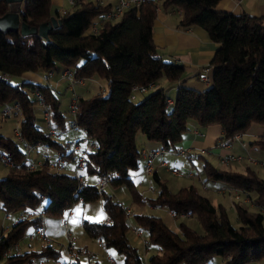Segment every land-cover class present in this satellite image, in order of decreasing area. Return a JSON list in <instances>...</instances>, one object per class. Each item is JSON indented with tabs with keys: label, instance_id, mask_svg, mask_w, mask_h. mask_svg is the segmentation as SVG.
<instances>
[{
	"label": "trees",
	"instance_id": "16d2710c",
	"mask_svg": "<svg viewBox=\"0 0 264 264\" xmlns=\"http://www.w3.org/2000/svg\"><path fill=\"white\" fill-rule=\"evenodd\" d=\"M218 1L142 0L128 6L118 17L102 20L93 30L92 23L111 8V2L76 0L73 9L54 12L52 0H24L20 15L30 26L51 22L52 16L60 21L51 26L46 38L39 31L23 33L21 29L0 28V102L21 103L20 132L24 137L21 140L0 132V146L15 161L6 174L0 175V204L8 212L21 213L6 232H0V264L35 261L38 254L58 257L62 251L51 243L41 250L5 251L18 243L30 225L39 224L38 210H45V220L55 217L59 221L80 198L89 201L99 197L109 219L84 218L83 225L107 248L123 253L122 264H206L215 254H222L225 264H245L264 257V178L251 165L245 171L216 166L199 153L204 157V181L220 179L252 196L257 209L241 200L235 203L239 226L233 224L225 206L215 204L194 184L174 190L157 178L159 191L148 198L137 188L132 175L141 166L142 149L137 139L140 131L166 149L179 150L192 121L200 125L219 123L223 129L220 137L244 132L253 123L264 125V19L219 9ZM159 3L181 7L182 26L199 24L219 43L210 62L211 84L198 89L181 83L170 104L166 100L167 88L160 83L164 78L179 80L184 67L164 59L154 40ZM8 9V0H0V15ZM66 66L74 69L76 78L107 79V92L78 95L76 113L77 123L93 143L86 149V172L98 178L97 163L105 172H113L110 186L102 190L91 180L78 189L74 170L55 168L50 159L39 167H28L26 146L37 141L61 149L63 155L72 154L68 142L56 139L46 124L37 121L36 90L44 94L56 127H67L66 115L50 84L32 79L13 83L9 75ZM136 83L154 89L137 99L138 93L146 91L136 90L132 97ZM255 142L264 147V136ZM123 184L128 185L135 201L149 200L176 215L196 214L203 229L181 222L176 230L160 215L136 212L138 227L146 231V238L156 248L145 257L129 236L130 209L115 196V190ZM72 264L107 263L88 254L86 259L78 258Z\"/></svg>",
	"mask_w": 264,
	"mask_h": 264
},
{
	"label": "rangeland",
	"instance_id": "374dc122",
	"mask_svg": "<svg viewBox=\"0 0 264 264\" xmlns=\"http://www.w3.org/2000/svg\"><path fill=\"white\" fill-rule=\"evenodd\" d=\"M97 1V0H95ZM115 1V0H114ZM76 4L70 3L69 0H64L63 3H56L54 2L53 4V9L55 11L56 8H59L62 10L63 8L66 9H73ZM98 20V19H97ZM68 67V66H66ZM65 68V67H63ZM63 68L60 69H55L54 74L49 73L50 71L47 69H39L37 72L38 73H44L45 74H50L48 78H44L42 81L43 83L50 84L51 86L55 87V91L58 94V97L60 99V105L61 108L65 112V119H66V128L61 129L60 134H54V137L58 139L61 142H66L68 139L75 140L77 138H80L84 133L83 129L81 128H72L70 126V121L73 119L72 112L70 110V102H71V97H75L77 94L76 93H83L84 95L87 94L92 95L96 92H99L97 87H100L99 85L101 84L105 90H101L102 92H107L108 91V83L107 79L105 77H100L97 76L99 82L98 85H94V89L92 88L91 92H83L84 86L81 87L80 83L78 81H75L73 84L71 81L65 77H60L61 76V71ZM10 80L13 83H21L24 79H30V76H28L25 73L22 74H11L9 75ZM167 89L169 88L170 84L174 82V80L167 79ZM88 83H92L90 79L86 80ZM154 87H150L146 90L144 93H138L137 94V99L141 98L145 93H148L149 91L153 90ZM78 96V95H77ZM36 114H37V121L45 126L47 125V120L44 117V108L41 105L40 100L36 102ZM21 114H16V113H11L8 116L5 117H0V132L4 133L9 136L16 137L15 135V128L20 125L21 121ZM71 127V128H70ZM247 135V133L245 134ZM247 139V138H245ZM254 148H252L254 157L256 158V161H251L250 158L248 157L247 160H243L241 162L237 161H232L231 163L223 162L218 158L217 154H210L209 151L204 150L203 155H205L207 158H209L216 166H224L232 169H236L239 171H245L248 165H251L256 172L264 178V147L262 146L261 143L255 142ZM47 146V149L51 151H56L57 148L55 146L45 144ZM46 148V147H45ZM195 153V152H191ZM173 156V155H172ZM185 156V157H183ZM183 156L177 157L179 160L178 162L175 161V157L170 158V170H163L161 171V180L165 181L167 185L174 189L177 190L179 189L182 185H189V184H194L202 193L205 195L209 196L212 201L219 205L222 204L225 206V208L228 211V214L230 216L231 221L233 224L236 226H239L241 224V220L239 219L236 205L235 203L237 201H240L239 199H235V197L232 195L231 192L227 191L225 192L222 190L220 187L217 188V185H213L212 181L218 180L221 183H227L223 180L220 179H206L208 182V187L204 185L203 178H205L203 169L200 170L198 169V165L200 162L203 163L204 157L196 155L194 158V162L191 160L192 157L189 155L184 154ZM175 158V159H174ZM0 168L5 169V171H0V175H3L4 172L5 174L9 170V166L5 165L4 163H0ZM178 168L180 170V173L173 172L172 169ZM65 169L71 170L69 166H66ZM73 170V169H72ZM189 171H194V175H189ZM200 173V175L198 174ZM86 179H90L88 175H86ZM90 181V180H89ZM137 188L142 192L143 196L151 198L155 197L157 195V192L154 189H159L160 184L158 180L154 179L152 177V180L150 182L146 180H138L136 181ZM207 185V184H206ZM110 186V185H109ZM128 186L126 184H123L119 189L115 190V196L122 200L123 203L130 208V217H131V225H130V230H129V236L134 245L137 246L139 251L144 254L145 252V245H144V238H146V231L143 230V236L137 235L132 227L137 225V221L135 218V213H149V214H156L160 215L163 217V219L174 229L179 230L181 222H185L192 227L202 230L203 225L201 221L199 220L198 216L196 214L190 215V214H180L176 215L172 211L170 212L169 209L166 206L163 205H153L149 200L145 201H135L133 198V194L130 190L129 187H124ZM242 201V200H241ZM252 206V208H256L257 206L254 205V203L247 202ZM103 200L101 197L94 199V200H89V201H79L77 203V207H82L83 214H78V220L75 222H70V236L67 234L66 230L59 226L57 220L55 217L47 218L46 223H47V233H49V238L52 240L48 241V239H40L38 237L33 238L32 240L29 238V235L31 234L30 232L33 229V225H30L24 236L21 237V239L18 241V243H21L22 249L23 250H41L43 246L47 243H51L55 248L61 249V254L58 257L54 256H47L45 254H38V259L35 261H26L21 264H63L61 260L66 258V252H65V244H67L70 239H72L73 244L72 246L75 249L80 250L81 252H84L81 256L82 259H86L88 254L95 253L98 258L102 259L104 263L111 264V262L106 258L107 252H110L114 257L117 259L119 264H122V261L124 259L123 253L117 251L115 248L108 247L106 248L104 244L99 242L98 238H94L90 236L84 225H83V218H89L90 220H95L98 218L96 215L103 210ZM15 216L21 215L20 211H14ZM77 213H75V216ZM12 219V218H11ZM53 228L50 226L51 221ZM155 245L150 243V249L149 251L144 254V256H149L153 251H155ZM36 256V254H33ZM43 259V263H42ZM224 256L222 254H215L213 258L208 261L206 264H225ZM245 264H264V257L257 259V260H251L248 261Z\"/></svg>",
	"mask_w": 264,
	"mask_h": 264
},
{
	"label": "crops",
	"instance_id": "0c3cea01",
	"mask_svg": "<svg viewBox=\"0 0 264 264\" xmlns=\"http://www.w3.org/2000/svg\"><path fill=\"white\" fill-rule=\"evenodd\" d=\"M52 1L53 4L54 2L58 4L64 2V0H52ZM117 1L118 0L115 1L104 0L105 3L111 2L112 4H114ZM70 3L72 2L70 1ZM73 4H75V2H73ZM217 8L231 10L237 13L247 12L250 14L262 16L264 19V0H219L217 4ZM56 9H58L61 12L65 10H69L66 8H63L62 10H60L59 8ZM181 12L182 10L181 7L179 6H166L163 5L162 3H159L158 13L154 21L153 37L155 42L157 43L160 54L163 56L164 59L174 62H180L181 66L184 67L182 77L179 80L172 82L169 88L167 89L168 96L172 98H175L177 87L181 83L196 87L198 89H204L211 84L213 67L210 65V62L219 45L217 41L211 38L209 31L205 27L199 24L188 27L182 26L180 24ZM100 24L101 22H98V26ZM207 66L209 67L208 73L211 76L210 82H206L205 80H203L198 76L199 71L203 70V68ZM23 73L30 76V79L32 80L42 82L45 77L46 78L49 77L50 75L49 73L54 74V71L51 70L48 74H45V72L38 73L37 71L34 70H27ZM60 77H62V75ZM88 79H90L92 83H88L86 81ZM78 82L80 83L81 87L84 86L83 92L87 93V92H91L94 85L95 86L98 85L99 80L97 77L92 76L88 78L84 77L82 81H78ZM167 83L168 82L166 78H164L162 79L160 85H164L167 88ZM99 86L100 87H97L98 91L105 90V88L101 84ZM53 88L55 89V87ZM76 94L84 95L83 93H76ZM85 96L88 95L85 94ZM72 99L73 97H71V100ZM0 117L2 116L0 115ZM70 126L72 128H80V129L82 128L84 134L81 137L86 136V130L83 127L72 126L71 122H70ZM222 133H223V129L219 123L200 125L197 122L192 121L190 123V127L188 128V130H186V132L184 133V137L180 142V149L176 151L165 150L164 152L158 153L155 158L154 169L152 172L148 173L144 170L146 162L148 160L147 153L154 150H160L161 148H163V146L157 140H151L146 138L143 132L140 131L137 135V139H138V145L142 149V160H141V166L138 167L137 169H134L132 172L135 182L138 180H146L150 182L152 180V177L156 180L157 178H161L162 169L170 170L171 157H175L176 158V159L174 158L175 161L178 162L179 160L177 159V157L183 156L184 154L187 155L186 152L180 151L181 149L184 148L189 150V152L192 151L195 152L192 153L193 157L191 160L193 162L196 155L200 156L199 153L204 152V150L209 151V153L212 155L217 154L218 158H220L221 154H225L230 151L243 155L242 159L228 161L227 162L228 164L231 163L232 161L241 162L243 160H247V158L250 155L254 156L252 152L254 151L252 150V148H254L253 144L255 143V140L257 138L264 135V125L260 123H253L246 131H244L241 138L233 139L228 144L220 146L217 145V143ZM246 133L247 135H245ZM69 141H71V139H68L66 142ZM45 144L48 143L40 142L39 144L34 145L30 150L28 160L36 161L42 159L44 155H49L50 164L55 168H60L62 166L64 167L69 166L71 170L74 169L75 155L73 152L70 156L63 155L61 149H57L56 151L53 152L47 149V146H45ZM0 151H3V148L1 146H0ZM162 161H165L166 163L163 164ZM0 163H4L1 160V158H0ZM202 165H203L202 162H200V164L198 165L199 172L202 169ZM174 169H172L173 172H175ZM0 171H5V169L0 168ZM82 171L85 173V176L88 175V177L90 178L89 180L95 182L96 177H94L93 174H88L85 169H83ZM190 172H194V171H189L188 173ZM198 174L200 175V173ZM203 182L204 184H207L206 185L207 187L209 186L208 182L204 181V178H203ZM212 183L213 185L216 184L217 188L219 187L222 188L223 186L229 185L228 183L226 184L221 183L218 180H214L212 181ZM124 187L127 188L128 186H124ZM154 190L157 193L159 191V189L157 190L154 189ZM82 212H83L82 207L75 206L73 213L69 215L70 222L77 221L78 216L80 214H83ZM75 213H77L76 216ZM20 216L21 215L15 216L14 211L13 212L6 211L0 204V232L1 231L6 232L10 228L12 223L18 220ZM96 216L98 217L96 218L97 220L107 221L109 219L108 214L105 211L104 207L103 210H101ZM52 222L54 223V221L52 220L50 226L53 228ZM57 222L59 224L58 220ZM59 226L61 225L59 224ZM34 232H35V226H33V229L30 232L31 234L29 235V238L31 240L37 237L34 234ZM99 242L104 244V242L101 239H99ZM17 244H18V248L16 249V251H20V250L23 251L21 243H17ZM43 262L44 261L42 259V263Z\"/></svg>",
	"mask_w": 264,
	"mask_h": 264
},
{
	"label": "built area",
	"instance_id": "2783aa9c",
	"mask_svg": "<svg viewBox=\"0 0 264 264\" xmlns=\"http://www.w3.org/2000/svg\"><path fill=\"white\" fill-rule=\"evenodd\" d=\"M70 1L72 3L76 2V0H70ZM98 1L104 3V0H98ZM141 1L142 0H118L117 2H115L111 6L110 9H108L106 12L102 13L98 20H96L92 23V29L96 30L98 28V22H101L102 20H105V19L116 18L119 15H121L123 13V11L128 6H130L134 3H139ZM208 69H209V67L207 66V67L203 68V70L199 71V74H198V76L200 78H202L203 80H205L206 82L211 81V76L208 73ZM61 75H62V77L69 79L72 84L75 81H82L84 79V77L76 78L75 74H74V69L69 67V66L62 69ZM150 86H153V83H151ZM148 88L149 87L147 85H142V84H137V83L133 84L134 92L132 93V97L135 96L136 90L146 91ZM36 94H37L38 99L41 102V105L44 108V117L47 120V126H48L49 130L53 134H60L61 129L56 127L52 123V118H51L52 114H51L50 106H49L48 102L46 101L44 94L40 90H36ZM77 97H78L77 95L75 97H73V99L70 102V110H71L72 115H73V119L71 120V125L75 126V127H82L76 121V113H77V107H78ZM166 100H167V103L170 104V103H173L174 98L167 96ZM21 111H22V108H21V103L19 101L0 102V115L3 117L8 116L11 113L20 114ZM243 133L244 132H237L232 136L220 137L217 145H220V146L226 145L233 139L241 138ZM15 135L18 138H20L21 140L24 139V137L22 136V134L20 132V125H18L15 128ZM40 142L41 141H37L36 143H33V144H27L26 155L29 156L31 148L34 145L39 144ZM68 145L71 147V150L75 155V166H74L73 170H74V173L78 179V189H81L84 187V185L87 182L85 173L82 171L89 164V157H88V153H87L86 149L88 146H93V143L90 141V139L87 136H84V137H80V138H77L75 140L69 141ZM165 150H170V149H166L163 147L160 150H154V151H150L147 153L148 160H147L145 168H144V170L146 172L149 173V172L153 171L154 165H155L156 155L158 153L164 152ZM171 151H176V150H171ZM180 151H182V152L184 151L187 153V155H189L190 157H193V154L191 152H189V150H187L186 148L181 149ZM242 157H243L242 154H238V153L230 151V152H227L225 154H221L220 160L223 162H228L231 160H240V159H242ZM0 158L7 165L15 164V161L11 157H9L4 151H0ZM249 158L251 161H254V162L256 161V158L253 155H250ZM45 159H50V156L44 155L42 159H39L36 161H29L28 167L29 168L39 167L43 164ZM162 163L165 164L166 162L162 161ZM95 167H96L97 171L100 172V174H99L98 178H96L94 183L96 184V186L98 187L99 190H102V189H104L110 185V181H111V178L113 176V172H105L99 163H97L95 165ZM174 171L176 173H180V170L178 168H175ZM189 174L192 175V174H194V172H190ZM204 185L206 186V184H204ZM221 189L224 190L225 192H227V191L231 192L232 195L235 197V199H239V200H242L244 202L254 203L252 196L249 193L244 192L241 188H238V187H235L232 185H226V186H223ZM81 200L82 199L80 198L77 202H79ZM77 202H74L73 205L68 209L67 214L62 216L59 220V224L62 227H64V229L66 230V232L69 236L71 233L70 232L69 215L71 213H73ZM37 214L41 216V221L39 222V224H37L35 226L34 234L40 239H48V241L52 240L51 238H49V234L47 233V223L45 220V216H46L45 210L40 209V210H38ZM132 229L137 235L143 236V233H142L143 230L140 227H138L137 225L133 226ZM72 244H73V241H72V239H70V241L64 245L65 246V252H66V258L61 260V262L63 264H72L76 259L81 258L82 254L84 253L78 249H75L72 246ZM144 245H145V249H144L145 253L144 254H146L150 249V242L148 241L147 238H144ZM17 248H18V244L16 243V244H14V246L7 249L5 251V253H10V252L16 250ZM91 256L97 257V255L95 253H92ZM106 258L111 262V264H118L117 259L110 252H107ZM145 264H148V262L146 261Z\"/></svg>",
	"mask_w": 264,
	"mask_h": 264
},
{
	"label": "water",
	"instance_id": "95a60500",
	"mask_svg": "<svg viewBox=\"0 0 264 264\" xmlns=\"http://www.w3.org/2000/svg\"><path fill=\"white\" fill-rule=\"evenodd\" d=\"M8 2L9 9L4 14L0 15V28L5 31L13 29H21L23 33L39 31V33L46 38L51 26L58 24L60 21L56 16H52L51 22L43 21L38 27L30 26L28 22L22 20L20 15V10L24 0H8ZM176 64L181 65L180 62H176Z\"/></svg>",
	"mask_w": 264,
	"mask_h": 264
}]
</instances>
